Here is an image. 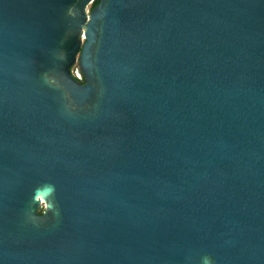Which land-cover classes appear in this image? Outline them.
Segmentation results:
<instances>
[{"label":"water","instance_id":"water-1","mask_svg":"<svg viewBox=\"0 0 264 264\" xmlns=\"http://www.w3.org/2000/svg\"><path fill=\"white\" fill-rule=\"evenodd\" d=\"M94 1L0 0V264H264V0Z\"/></svg>","mask_w":264,"mask_h":264},{"label":"trees","instance_id":"trees-1","mask_svg":"<svg viewBox=\"0 0 264 264\" xmlns=\"http://www.w3.org/2000/svg\"><path fill=\"white\" fill-rule=\"evenodd\" d=\"M98 2H99V0H95V1L93 2V4H92L91 8H94V7L98 4ZM77 79H78L80 82H82V83L85 82V78H84L83 75H82L81 78H80V77H77ZM39 212L42 213V212H43V208L39 209Z\"/></svg>","mask_w":264,"mask_h":264},{"label":"rangeland","instance_id":"rangeland-1","mask_svg":"<svg viewBox=\"0 0 264 264\" xmlns=\"http://www.w3.org/2000/svg\"><path fill=\"white\" fill-rule=\"evenodd\" d=\"M79 65L78 62L75 64V66L73 67V70L76 71L78 69Z\"/></svg>","mask_w":264,"mask_h":264},{"label":"clouds","instance_id":"clouds-1","mask_svg":"<svg viewBox=\"0 0 264 264\" xmlns=\"http://www.w3.org/2000/svg\"><path fill=\"white\" fill-rule=\"evenodd\" d=\"M205 264H208V258H205Z\"/></svg>","mask_w":264,"mask_h":264}]
</instances>
